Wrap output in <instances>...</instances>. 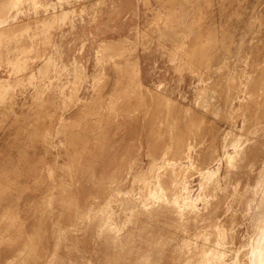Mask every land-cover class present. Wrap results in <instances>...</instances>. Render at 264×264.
<instances>
[{"label":"bare ground","instance_id":"1","mask_svg":"<svg viewBox=\"0 0 264 264\" xmlns=\"http://www.w3.org/2000/svg\"><path fill=\"white\" fill-rule=\"evenodd\" d=\"M223 3L220 28L197 32L200 19L191 18L169 60L205 88L232 92L221 100L223 111H239L242 126L259 125L264 4ZM39 9L38 0H0V264H264V141L257 131L231 140L205 98L192 106L147 87L140 59L128 61L124 52L112 53L111 80L96 76L87 101V90L61 78L66 64L52 65L66 12ZM12 43L20 64L12 62ZM218 54L225 63L215 71ZM214 73L219 82H210ZM254 110L259 115L247 118Z\"/></svg>","mask_w":264,"mask_h":264},{"label":"rangeland","instance_id":"2","mask_svg":"<svg viewBox=\"0 0 264 264\" xmlns=\"http://www.w3.org/2000/svg\"><path fill=\"white\" fill-rule=\"evenodd\" d=\"M169 1L38 0L40 8L38 13L41 15L44 9H48L50 13L60 14V12H66L67 14L65 23L63 22L59 26L64 33V37L61 39L56 36V41H54L56 47L50 50L52 61H54L52 63L53 68L54 65L61 66V64H66L68 69L61 78H63L64 82L67 81L69 86L71 84L75 85L74 91L76 87L81 85L88 91H86L85 99L89 101L92 93V83L96 76L98 82L100 81L99 79H102V82L104 80L110 81L111 76H113L112 71L108 67L111 64L109 63V58L113 56L112 53L119 54L124 52L128 61H132L135 58L140 59L142 81L147 87L154 89L161 86L163 88L162 91H165L168 96L192 106H195L199 98L203 97L205 101L202 99L201 103L203 106L206 105V108H209L212 112L213 122L217 124L226 123L227 130L230 131L229 138L231 140L236 139L237 134L241 132L247 134L246 132L254 133L257 131L256 139L263 143L264 119L259 125L252 124V126L248 127L249 125L245 124V126H242L243 118L239 115V111L236 112L235 109L227 112L223 111V108L227 107L225 106L227 103L221 100L227 97V94L228 98L229 96L231 97L232 92L226 93V88L223 90L220 84L205 88L204 83L200 82L202 80L197 75L196 77L191 75L186 69L187 67L177 69L175 68L176 65L169 60L168 50H171L173 45L182 42L181 35L183 32H187L184 30L189 29L188 27L191 26L188 25L191 18L200 19V24H195L197 32L203 27H215L217 30L220 28V24L225 17L223 15L225 11L224 0H196L197 3H195L194 8L186 13L185 11H179V6L188 0H174L172 7L177 9V11L173 15L167 13L166 7ZM252 1L256 4H264V0ZM24 9L32 8L30 4L24 3ZM76 10L79 12H76ZM79 13L82 15V22L79 20ZM31 17L32 15L29 14L26 18ZM225 29L226 27L223 30ZM222 35L220 42L225 46L229 43L227 38L229 29L227 28ZM191 39V37H188L186 40L189 42ZM112 48L114 49L112 50ZM220 48L216 47V51H220ZM11 49L14 55L12 62L18 63L15 55L20 52L15 50L13 43ZM222 55L218 54V59L213 62L215 71L219 70L222 64L225 63L224 57H221ZM97 57L101 60L100 63H96ZM177 66L181 67L183 65L178 64ZM4 69V65L1 64V75H3L2 71ZM8 69L12 71L13 68L9 67ZM16 75L20 77L19 73ZM52 75L55 74L53 73ZM213 76L210 82L212 80L219 82L215 73ZM3 77L6 78L7 76L4 75ZM57 85L58 83L55 91L53 87V95L55 96L59 94ZM203 90L205 91L204 93ZM68 92L69 90H66L64 94ZM82 93L84 91H81L80 95ZM69 95L68 98L71 99L73 94L69 92ZM83 97L84 95L80 99ZM200 110L203 109L200 108ZM258 115L259 112L254 110L246 116L247 118H255ZM225 117L226 119L224 120ZM160 120L162 119L160 118ZM157 124H159L162 136L164 138L167 137L163 120L158 121ZM261 159H264V154H262ZM239 203L237 200L233 206L238 207ZM228 259L230 260L231 257L227 258V263L229 262Z\"/></svg>","mask_w":264,"mask_h":264}]
</instances>
